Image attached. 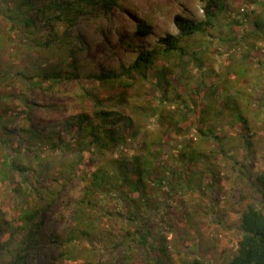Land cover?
Listing matches in <instances>:
<instances>
[{"label": "trees", "instance_id": "16d2710c", "mask_svg": "<svg viewBox=\"0 0 264 264\" xmlns=\"http://www.w3.org/2000/svg\"><path fill=\"white\" fill-rule=\"evenodd\" d=\"M1 1L3 0H0V7ZM123 1L15 0V14L9 16L12 20L11 32L23 34V45H7L9 38L0 36V47L5 53L14 49L16 53H23L29 59L26 67L19 65L16 68L15 79L28 89L36 86L57 87L67 81L82 83L87 80L93 82V85L80 86L76 95L80 106L77 107V113L71 115H65L67 105H36L23 91L7 93L3 90V97L0 94V145L12 151L0 164V185L23 194L26 201L32 200L26 207L21 205L20 210H12L10 214L0 208V264H38L40 247L44 245L49 248L50 244L55 245L57 250L48 255L51 261L46 258L44 264H103L96 250L84 252L82 249L83 240L93 241L98 238L100 224L91 218L90 208L92 199L98 194L104 197L110 195L119 201V209L105 212V216L108 220L119 221L122 224L121 230L106 229L103 230V235L115 245L127 244L122 264H136L138 260L141 264H172L169 262L171 254L167 246L168 236L165 232L160 233L161 227L150 219L155 212L168 217L170 212L167 206L173 198L171 191L168 193L169 199L164 198L160 192L165 177L161 176L163 173L157 168V160L164 151L165 142L160 138L148 139L149 134L141 138L144 126L139 124L138 116H157L161 126L175 123L178 127L184 114L179 116L170 109L166 110L165 106L167 100L173 99L172 95L176 99L181 97L179 93L175 94L172 78L178 68L183 74H187L192 65L200 67L204 63L198 51L188 48L185 42L198 33L211 30L218 14L228 10V3L227 0H207L203 19L177 17L175 24L179 34L161 37L156 44L143 45L138 42L135 45L132 42L134 38L142 41L154 33L152 23L138 20L135 29L128 36L118 32L116 43L119 46L109 38L102 42L105 53L110 52L112 58L118 59V65H109V68H101L98 72H91L88 68L83 70L81 54L89 46H94L88 38L77 34L72 28L82 16L107 19L114 10L126 12ZM244 20L252 21L255 32L264 35V19L260 13L252 10L242 20L233 16L231 23L240 25ZM33 47L42 52V56H33ZM126 48L133 49V58L130 60L117 54L118 49L125 51ZM8 59L7 65H11ZM9 69L11 70V66ZM148 83L154 91L162 93L158 104L149 98H144L141 101L143 104L139 102L140 96H143L140 92ZM211 93L215 94L216 90H211ZM209 95H206V106L200 111L206 114L204 121L227 117L223 121L230 136L229 141L233 145L238 144L232 157V167L261 196L260 205L248 204L239 217L242 236L233 256L217 264H264V168L256 170V175L252 176L247 164L249 161L251 166L256 157V131L239 101L240 92L229 94L225 90L221 108H213L215 101ZM89 103L91 106H87ZM159 103L164 106L162 109L159 108ZM199 107L195 103L192 109L199 110ZM18 116L21 120L15 123ZM168 127L167 125L166 130ZM217 129L213 124L199 128V132L205 137L214 134L222 143L223 137L218 134ZM130 130V135L140 141L138 146L142 152L122 154L126 142L123 133ZM47 144L53 151H79L81 156L76 164L83 160L86 151L97 156L108 152L112 154L88 175L83 194L76 200V222L68 226L64 235H46L43 223L46 205L39 203L46 202L48 205L49 198H55V191L41 190L30 184L28 175L32 171L36 173V169L31 164L21 162L26 152L33 153L35 159L39 160V153ZM156 145L159 148L154 150ZM117 147L121 149L120 154L115 153L114 149ZM222 151L227 154L224 143ZM198 155L191 148L182 154L187 165L197 164L200 160ZM202 155L205 154H200ZM202 160L206 169H210L209 160ZM62 170L54 171L53 179L62 182ZM16 171H20L22 185H27L30 192L26 193L21 185L15 183ZM188 183L192 184L191 178ZM163 199H166L165 202ZM156 239L160 244H154ZM107 264H114V261H108ZM184 264L210 263L196 257L185 260Z\"/></svg>", "mask_w": 264, "mask_h": 264}, {"label": "rangeland", "instance_id": "374dc122", "mask_svg": "<svg viewBox=\"0 0 264 264\" xmlns=\"http://www.w3.org/2000/svg\"><path fill=\"white\" fill-rule=\"evenodd\" d=\"M206 2L207 0H124L122 3L126 12L114 10L107 19L92 15L82 16L72 29L77 34L88 38L94 46L92 48L89 46L81 54L82 69L88 68L91 72H98L101 68H109V65H118V59L112 58L110 52L105 53L102 42L109 38L116 43L118 32L128 36L135 29L138 20L152 23L154 33L143 38L142 41L134 38L132 42L135 45L138 42L143 45L156 44L161 37L179 34L175 24L177 17L190 16L203 19ZM227 3L228 10L226 13L218 14V19L214 21L215 26L211 30L198 33L185 42L188 48L198 51L204 63L200 67L192 65L187 74H183L178 68L172 78L175 94L179 93L181 97L176 99L175 95H172L173 99L167 100L165 106L166 110L170 109L179 116L184 114V117L180 119L179 128L175 123L161 126L158 124L157 116L147 117L144 114L138 116L139 124L144 126L140 133L141 138L149 134L148 139L160 138L165 142L164 151L157 160V168L159 172L162 171L161 176L165 177L160 192L164 198L169 199L168 193L171 191L173 198L170 199L168 206L166 204L170 212L168 217L155 212L150 219L161 227L160 233L165 232L168 236L167 246L171 254L169 262L172 264H184L185 260L196 257L203 258L210 264L229 260L242 236L239 217L243 209L250 203L261 204L259 192L248 185L247 181L240 176V172L232 167V157L235 155L238 144L233 145L229 141L230 136L225 130L227 127L223 121L227 117L204 121L206 114L200 112L201 108L206 106L207 94H210V98L215 101L213 108H221L225 90H228L229 94L240 92L239 101L248 113L252 127L256 131L257 152L253 164L250 166V162H247L249 172L255 176L256 170L264 168V35L255 32L252 21L244 20L240 25L231 23L233 16L242 20L244 15L251 13L252 10H256L264 19V0H227ZM15 6V0L1 1L0 36L9 38L7 45L17 44L15 47H20L24 41L23 34L11 32L12 20L9 18L15 14ZM126 50L118 49L117 54L125 60L132 59L133 49L126 48ZM27 51L26 47V53ZM7 53L0 47V94L2 97L3 90L7 93L19 90V92H25L29 100L36 105L65 104L68 107L65 115L77 113L80 102H77L76 95L80 91V86L90 87L93 82L67 81L57 87L36 86L28 89L15 79V70L19 65L26 67L29 59L23 53H16L14 49L8 55ZM31 53L33 56L43 54L35 47L31 49ZM7 59L11 61V65H7ZM211 90H216V93L212 94ZM158 92L154 91L148 83L140 92L143 96H140L139 102L149 98L158 104L162 94ZM195 103L200 105L199 110L192 109ZM162 107L164 106L159 103V108L162 109ZM128 113L132 114L131 111ZM17 120H21L20 116L15 123ZM213 124L218 128V134L223 137L222 143L214 134L205 137L199 132V128ZM167 125L169 127L166 130ZM131 133V130L123 133L126 142L122 148V154L142 152L138 146L140 141L131 136ZM56 140H58L57 137ZM223 143L227 154L222 151ZM158 148L159 145H156L154 150ZM190 148L199 154L200 160L195 165H187V162L183 160L182 154ZM114 150H116L115 153L120 154V147ZM8 154H12L11 149L6 150L0 145V164L8 157ZM39 154L40 157L37 160L33 153L26 152L21 162L26 165L31 164L36 169V173L32 171L28 175L30 184L41 190L55 191V198L53 200L49 198L48 205L46 202L39 203V205H46L43 222L46 235L55 233L64 235L68 226L76 222V200L83 194L88 175L112 154L108 152L97 156L86 151L79 164L76 163L81 154L77 150L53 151L47 144ZM200 154L205 155L200 156ZM202 159L209 160L210 169H206ZM56 170L64 172L62 182L53 179L52 173ZM14 178L15 183L23 187V191L30 192L27 185H22L20 171L14 172ZM190 178L192 184L188 183ZM25 197L23 194L13 192L10 187L0 185V208L3 212L10 214L12 210L13 212L20 210L21 205L26 207L32 200L26 201ZM92 202L91 218L100 224L97 231L98 238H94L93 241L83 240L82 249L84 252L96 250L103 264H107L108 261L122 264L127 244L115 245L103 235V230L106 229L121 230L122 224L119 221L108 220L105 216V212L119 209V201L113 196L104 197L98 194ZM154 244L158 245L160 241L156 239ZM40 250L38 264H44L46 258L51 261L48 255L56 253L57 249L55 245L50 244L49 248L42 245ZM136 264L141 263L138 260Z\"/></svg>", "mask_w": 264, "mask_h": 264}]
</instances>
